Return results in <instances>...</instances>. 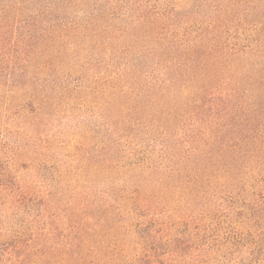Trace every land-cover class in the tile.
<instances>
[{"label": "trees", "instance_id": "trees-1", "mask_svg": "<svg viewBox=\"0 0 264 264\" xmlns=\"http://www.w3.org/2000/svg\"><path fill=\"white\" fill-rule=\"evenodd\" d=\"M0 264H264V0H0Z\"/></svg>", "mask_w": 264, "mask_h": 264}, {"label": "rangeland", "instance_id": "rangeland-1", "mask_svg": "<svg viewBox=\"0 0 264 264\" xmlns=\"http://www.w3.org/2000/svg\"><path fill=\"white\" fill-rule=\"evenodd\" d=\"M93 112L94 111L87 109L76 116L75 140L71 139L72 133L71 137H69V141H73L71 144L76 147L75 149L70 150V155L73 153L76 154L77 160L79 159V167L84 166L86 159L95 158L99 156L102 151V144H100L102 141V136H99L100 133H97L99 130H96L97 132H91V129H95L96 124L94 121L95 116L93 115ZM87 137L88 142H86ZM67 146L68 145L65 147L63 146L64 149L61 150V153L65 150V148H67ZM256 192H258V189H256ZM215 201H217V199H215ZM217 202H219V205L223 204V201ZM3 213L8 220H11L15 215V212L12 210H5ZM233 221L229 222L221 218L208 223V226L215 230V234L220 236L219 239L215 238V240H213L218 243L217 245L226 244V241H228V239L231 238L233 234H236V230L233 228H239V220L235 219Z\"/></svg>", "mask_w": 264, "mask_h": 264}]
</instances>
